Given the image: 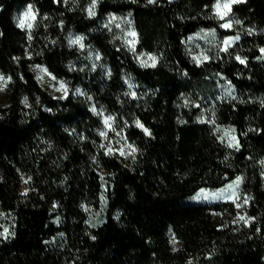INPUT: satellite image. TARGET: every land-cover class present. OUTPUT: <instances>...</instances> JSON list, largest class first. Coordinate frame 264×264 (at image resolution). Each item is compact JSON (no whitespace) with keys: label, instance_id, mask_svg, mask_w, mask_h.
<instances>
[{"label":"trees","instance_id":"16d2710c","mask_svg":"<svg viewBox=\"0 0 264 264\" xmlns=\"http://www.w3.org/2000/svg\"><path fill=\"white\" fill-rule=\"evenodd\" d=\"M200 28L242 40L198 63ZM262 47L264 0H0V264H264ZM237 178L235 201H187Z\"/></svg>","mask_w":264,"mask_h":264},{"label":"rangeland","instance_id":"374dc122","mask_svg":"<svg viewBox=\"0 0 264 264\" xmlns=\"http://www.w3.org/2000/svg\"><path fill=\"white\" fill-rule=\"evenodd\" d=\"M173 1V0H171ZM239 1V0H235ZM241 1V0H240ZM227 4L223 1H218L214 4V15L218 18V20H222L221 30L226 31L230 30L234 27L232 22L230 21L229 13L231 11L230 7H225ZM30 7L27 8L26 13L22 16V26H29L36 18V13L29 11ZM224 25H230L225 27ZM75 35L71 36L72 41L75 39ZM129 43L134 45L136 43V35L134 31L129 32ZM242 40L241 34H233V35H221V32L216 28H200L194 34H191L185 39L186 51L190 54L194 61L198 63L209 60L210 49L212 47H216L220 51H225L230 48L235 47ZM227 42V43H226ZM264 47L260 49L261 55L257 58V60L264 64ZM138 60L141 66L149 67L154 66L156 64L157 56L152 55H142L138 54ZM240 60H242L240 58ZM42 73V72H41ZM46 76H49L48 73L43 72ZM220 98H232L234 99L237 94L236 86L228 80H225L224 77H220ZM54 89H56L57 93L61 95H65L66 88L62 85H54ZM5 83L0 85V103L3 101L5 96ZM105 116V114H103ZM108 117L105 116L104 119ZM224 139L226 143L233 148L238 147L237 138L235 134V130L231 127H227L223 133ZM120 149L125 150L127 152H131L133 150L132 146H130L123 138L119 140ZM242 186V179L237 178L228 185L219 188V189H208L202 188L199 191L187 199L189 203L199 204V203H214L217 201H235L238 198L240 188ZM103 220V211L94 212L93 215L89 219V223L91 226L99 225ZM14 230L13 220L10 215L5 213H0V239H8L12 236Z\"/></svg>","mask_w":264,"mask_h":264},{"label":"snow or ice","instance_id":"6c2138e0","mask_svg":"<svg viewBox=\"0 0 264 264\" xmlns=\"http://www.w3.org/2000/svg\"><path fill=\"white\" fill-rule=\"evenodd\" d=\"M225 7H228V5L227 4H225L224 5ZM29 11H31V9H29ZM225 27H227V26H230V25H224ZM227 43V42H226ZM262 51H264V50H262ZM237 59H240L239 57H237ZM241 63H244V61L243 60H241ZM145 132L147 133V130L145 129ZM25 182H27V181H25ZM240 219H243V217H240Z\"/></svg>","mask_w":264,"mask_h":264},{"label":"built area","instance_id":"2783aa9c","mask_svg":"<svg viewBox=\"0 0 264 264\" xmlns=\"http://www.w3.org/2000/svg\"><path fill=\"white\" fill-rule=\"evenodd\" d=\"M241 1H244V0H241ZM127 80V79H126Z\"/></svg>","mask_w":264,"mask_h":264}]
</instances>
